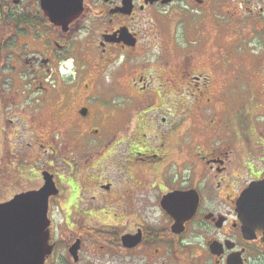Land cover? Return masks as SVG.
<instances>
[{"label": "flooded vegetation", "instance_id": "af4514ba", "mask_svg": "<svg viewBox=\"0 0 264 264\" xmlns=\"http://www.w3.org/2000/svg\"><path fill=\"white\" fill-rule=\"evenodd\" d=\"M261 33L264 0H0V261L39 219L42 264H264Z\"/></svg>", "mask_w": 264, "mask_h": 264}, {"label": "water", "instance_id": "95a60500", "mask_svg": "<svg viewBox=\"0 0 264 264\" xmlns=\"http://www.w3.org/2000/svg\"><path fill=\"white\" fill-rule=\"evenodd\" d=\"M236 212L241 224L242 236L251 240L258 231L261 233V242L264 244V179L251 183L241 194L237 201ZM39 223V219H33L32 245L28 246L27 259L15 263L13 258L11 262L8 258L7 262L0 261V264H42L44 253L48 250H41Z\"/></svg>", "mask_w": 264, "mask_h": 264}, {"label": "rangeland", "instance_id": "374dc122", "mask_svg": "<svg viewBox=\"0 0 264 264\" xmlns=\"http://www.w3.org/2000/svg\"><path fill=\"white\" fill-rule=\"evenodd\" d=\"M243 32H242V35H244V33H245V32L244 33ZM250 34L251 33H248L247 32L245 35L249 36ZM213 35H215V33ZM227 35H232V34L228 33ZM263 36H264V34L261 33L260 34V38L262 40H264V37ZM227 40H228V37L223 36L222 39H220V41H214L215 44H213V45L211 44V40H209V42H210L209 45L210 46L209 47H206L203 50H201L202 51V56L198 55V57H203L204 62H201V61L197 62L194 65V68L201 69V70H203L204 68H207V66H208L207 59L212 58V56L210 54H211L212 51L215 50L214 47L215 46H217V47L223 46L224 44H226ZM245 42L239 43V46H240V48L243 51L244 50L245 51H248V52H250L254 56H256V55H258V54H260V53H262L264 51V48L261 50L260 47L257 46V44H254V43H256V41L254 43H251L250 45L248 43H245ZM176 44H177L178 47H185V46L182 45L183 44V34H182V28L181 27H178L176 29ZM156 51H157V49L152 50V54L157 53ZM177 52H178V50H177ZM261 83H262V78H258L256 80V85H257L255 87L256 90L254 89L252 91V94L256 96V102L254 103V107H252V111L251 112H252L253 115H256V116H261V115L264 116V102H263V96L261 95V92H262V90H261L262 89L261 88ZM240 97H241V100H242L243 104H245V102L248 101V97L247 96H244L243 95L244 100L242 99V95H240ZM239 105L240 104L234 105L235 106V109L237 108L236 111L239 110L240 114H242L246 118V114H248V113L245 110V107L243 108V105H242V107H240ZM228 107L230 108V106H228ZM225 108H227V105L222 108V109H224V112H226L225 111L226 110ZM229 108H228L227 112H229V110H230Z\"/></svg>", "mask_w": 264, "mask_h": 264}]
</instances>
